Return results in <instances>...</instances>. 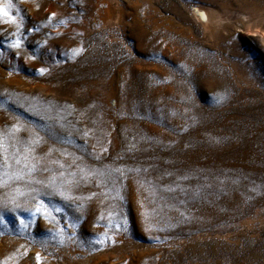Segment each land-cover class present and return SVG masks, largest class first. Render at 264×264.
<instances>
[{"label": "rangeland", "instance_id": "obj_1", "mask_svg": "<svg viewBox=\"0 0 264 264\" xmlns=\"http://www.w3.org/2000/svg\"><path fill=\"white\" fill-rule=\"evenodd\" d=\"M0 264H264V0H0Z\"/></svg>", "mask_w": 264, "mask_h": 264}, {"label": "bare ground", "instance_id": "obj_2", "mask_svg": "<svg viewBox=\"0 0 264 264\" xmlns=\"http://www.w3.org/2000/svg\"><path fill=\"white\" fill-rule=\"evenodd\" d=\"M211 18V17H210ZM213 20V19H212ZM212 23V22H211ZM205 25H206V28L210 31H214V26L210 24L209 20L206 19V22H205ZM217 26V25H216Z\"/></svg>", "mask_w": 264, "mask_h": 264}]
</instances>
